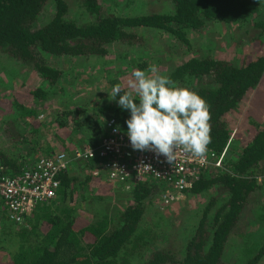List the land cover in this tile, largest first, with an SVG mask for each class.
Returning a JSON list of instances; mask_svg holds the SVG:
<instances>
[{
  "label": "trees",
  "instance_id": "16d2710c",
  "mask_svg": "<svg viewBox=\"0 0 264 264\" xmlns=\"http://www.w3.org/2000/svg\"><path fill=\"white\" fill-rule=\"evenodd\" d=\"M167 1L168 12L148 11L129 16L103 15L98 0H79L84 10L95 16L92 22L80 23L64 18L63 0H0V54L29 67L51 84L57 70L46 63V55L105 56L112 43L139 41L141 38L133 32L138 27L158 29L184 44L187 32L199 30L208 20L244 22L251 19L253 29L257 30L255 36L264 31V15L257 12L263 5L262 0ZM48 2L53 11L40 20ZM252 46L253 51L240 56L236 63L210 56L195 57L168 73L174 82L195 91L209 105L211 142L207 151L215 154L222 151L229 138V114L239 103L249 99L236 129L238 132L231 138L240 143L238 153L227 157L226 147L221 168L211 167L198 173L182 190L181 197L212 192L191 235L176 250L178 254L164 246H155L153 230L138 225L144 201L159 193L155 181L147 179L131 184L124 190L128 194L125 206L113 217L101 215L88 221L76 215L74 207L68 205L76 175L60 173L56 199L36 206L31 213L35 222L16 232L17 248L9 261L0 264H227L221 259L225 242L246 208L249 195L259 188L264 177V125L258 123L264 113V53L257 37ZM25 91L15 93L10 104L16 118L28 122V129L23 133L16 129L12 118L3 123L6 139L23 145L28 142V134L36 132L35 111L24 104L23 96L42 98L44 95L38 88L27 87ZM98 115L113 119L120 129L126 130L125 121L130 118V111L111 106L100 110ZM65 125L58 122L56 129ZM97 133L94 130L93 134ZM59 148L66 147L60 145ZM28 153L27 148H22V153L18 150L11 157L0 149L1 171L17 173L23 166L22 158ZM106 189L98 187L97 190ZM4 213L0 203V223L4 221L1 219ZM263 255L264 235L241 264H256Z\"/></svg>",
  "mask_w": 264,
  "mask_h": 264
},
{
  "label": "rangeland",
  "instance_id": "374dc122",
  "mask_svg": "<svg viewBox=\"0 0 264 264\" xmlns=\"http://www.w3.org/2000/svg\"><path fill=\"white\" fill-rule=\"evenodd\" d=\"M262 1L263 5L257 12L264 15V0ZM63 2L66 7L64 18L80 23L94 20L95 16L88 14L79 0ZM98 5L103 15L131 16L148 11L162 13L170 10L167 0H98ZM52 11V5L48 2L40 20L49 16ZM251 21L208 20L199 30L187 32L184 37L185 44L158 29L138 27L133 32L141 38L139 41L131 44L112 43L108 46L105 56L46 55V63L57 70L51 84L39 78L29 67L0 54V149L13 157L18 150L22 153V148H27L28 156L22 159L23 165H29L47 151L62 150L60 145L66 147L63 150H68L94 143L105 120L100 118L99 111L111 106L120 107L119 96L111 99L112 88L119 84L123 91H129L128 81L132 78L134 70H147L149 65L155 64L160 74L168 76L175 67L188 59L204 56L236 63L240 56L253 51L255 37L261 42L259 48L264 53V31L255 36L257 30L253 29ZM27 87L38 88L44 95L42 98H34L28 94L23 96L24 104L35 111L36 132L28 134V142L25 145L15 144L6 139L3 123L12 118L15 119L16 129L22 133L28 129V122L21 117L16 118L15 110L10 104L12 96L15 93L24 94ZM133 95L135 96L134 93ZM248 100L239 103L227 118L230 134L233 132L232 137L238 132L236 129L241 123ZM78 120L81 124L77 123ZM58 122H65L66 125L57 130ZM258 123L264 125V113L260 115ZM74 124L78 125L74 127ZM94 130L98 131L97 135L93 134ZM239 144L238 141L229 140L226 156L232 158L237 154ZM85 174L82 169L77 171L76 180L71 183V200L68 205L74 207L76 215L88 221L98 219L101 215L113 217L117 210L125 206L128 200L127 192L116 185L99 178L92 179ZM262 178L259 188L249 195L246 208L241 211L238 222L225 242L221 259L227 264L243 263L264 235V177ZM155 183L159 190L160 183ZM98 187L107 189L100 192ZM211 192L201 196L184 194L178 201H169L166 204L160 202L159 193L152 195L150 200L144 201L139 228L153 230L156 235L155 246H164L176 252L191 235ZM55 199L54 197L38 205L48 204ZM36 209L37 207L34 210ZM31 216L23 224L16 226L11 225L5 219V213L3 214L1 219L4 221L0 223V230L5 231V234L0 233V263L9 261L11 254L16 250V232L35 222V218ZM256 264H264V255Z\"/></svg>",
  "mask_w": 264,
  "mask_h": 264
},
{
  "label": "built area",
  "instance_id": "2783aa9c",
  "mask_svg": "<svg viewBox=\"0 0 264 264\" xmlns=\"http://www.w3.org/2000/svg\"><path fill=\"white\" fill-rule=\"evenodd\" d=\"M232 133L219 154L208 150L201 159L181 153L175 161L169 162L153 151L133 150L127 129H120L113 119H105L98 138L90 145L50 151L29 165L21 166L14 174L0 169V203L5 219L20 226L38 204L55 197L60 173L76 175L81 169L86 176L99 178L123 190L133 183L155 180L160 183V202L176 201L198 173L211 167L221 168ZM145 165L150 168L143 169Z\"/></svg>",
  "mask_w": 264,
  "mask_h": 264
},
{
  "label": "clouds",
  "instance_id": "9594fccd",
  "mask_svg": "<svg viewBox=\"0 0 264 264\" xmlns=\"http://www.w3.org/2000/svg\"><path fill=\"white\" fill-rule=\"evenodd\" d=\"M128 88L125 92L115 85L111 99L119 96L118 105L130 111L125 123L133 150L153 151L169 162L181 153L205 157L211 142L210 108L205 99L160 74L155 64L134 70Z\"/></svg>",
  "mask_w": 264,
  "mask_h": 264
},
{
  "label": "crops",
  "instance_id": "0c3cea01",
  "mask_svg": "<svg viewBox=\"0 0 264 264\" xmlns=\"http://www.w3.org/2000/svg\"><path fill=\"white\" fill-rule=\"evenodd\" d=\"M30 164V163H29ZM28 165V164H27ZM23 166H25V165H23ZM92 180V179H91ZM57 196V195H56Z\"/></svg>",
  "mask_w": 264,
  "mask_h": 264
}]
</instances>
